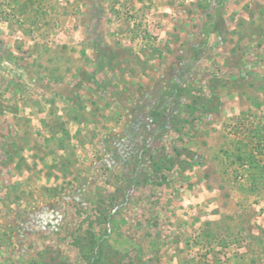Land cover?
<instances>
[{"label":"rangeland","instance_id":"rangeland-1","mask_svg":"<svg viewBox=\"0 0 264 264\" xmlns=\"http://www.w3.org/2000/svg\"><path fill=\"white\" fill-rule=\"evenodd\" d=\"M0 264H264V0H0Z\"/></svg>","mask_w":264,"mask_h":264}]
</instances>
